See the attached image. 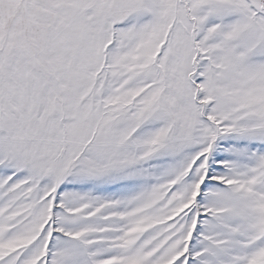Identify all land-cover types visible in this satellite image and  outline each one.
<instances>
[{
    "label": "snow or ice",
    "instance_id": "obj_1",
    "mask_svg": "<svg viewBox=\"0 0 264 264\" xmlns=\"http://www.w3.org/2000/svg\"><path fill=\"white\" fill-rule=\"evenodd\" d=\"M0 264H264V0H0Z\"/></svg>",
    "mask_w": 264,
    "mask_h": 264
}]
</instances>
